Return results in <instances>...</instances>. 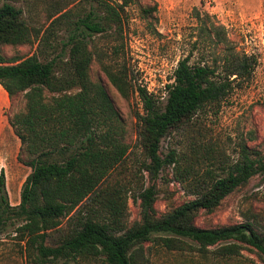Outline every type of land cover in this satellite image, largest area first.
<instances>
[{
  "label": "trees",
  "instance_id": "1",
  "mask_svg": "<svg viewBox=\"0 0 264 264\" xmlns=\"http://www.w3.org/2000/svg\"><path fill=\"white\" fill-rule=\"evenodd\" d=\"M138 0H69L49 16L44 40L63 31L67 58L50 61L41 55L9 60L3 48L31 44L41 31L28 24L23 10L6 2L0 7V86L10 98L25 95V111L10 119L22 144L18 160L31 169L21 202L12 206L5 177H0V237L10 224L26 249L37 252L38 264L101 260L104 264H152L145 246L152 243L190 257L193 264H248L244 251L264 264V231L247 221L217 228H200L195 219L202 211L213 212L235 190L264 173V155L239 144L238 161L224 165L221 150L192 143V157L172 151L161 156L164 139L186 131L195 117L219 111L238 82L249 83L258 65L253 56L239 53L225 28L210 23L213 17L196 12L201 38L219 48L212 63L191 56L181 60L174 82L167 85L162 102L139 87L143 113L139 140L149 164L152 185L142 188L141 219L128 222V192L102 187L125 160L129 145L124 126L107 90L92 81V65L98 61L109 81L129 98V74L114 71L97 42L107 40L111 55L126 44L128 9ZM157 6L142 8L147 21L156 20ZM112 58V57H111ZM26 153V160L22 159ZM209 162L205 176L195 174L194 163ZM174 166L175 178L190 186L195 199L158 216L155 181L166 167ZM216 170L221 173L217 174ZM60 234L55 245H47Z\"/></svg>",
  "mask_w": 264,
  "mask_h": 264
},
{
  "label": "rangeland",
  "instance_id": "2",
  "mask_svg": "<svg viewBox=\"0 0 264 264\" xmlns=\"http://www.w3.org/2000/svg\"><path fill=\"white\" fill-rule=\"evenodd\" d=\"M69 0H0V7L8 2L23 10L31 27L41 31L40 37L31 44L6 46L3 48L9 59H24L41 55V60L50 61L64 55L67 35L63 31L44 40L45 30L50 25L49 16L55 14ZM121 1V0H114ZM157 6L156 20L143 18L142 8ZM203 17H213L210 23L223 26L232 46L241 54L253 56L258 65L249 83L238 82L233 93L223 103L219 111L210 110L195 117L193 124L185 132L173 133L164 139L161 156L165 159L172 151L192 157V143H202L221 150L223 164H234L239 157V144L246 145L264 155V0H138L128 9L125 29L126 44L120 54L111 55V44L107 40L98 41L99 50L106 55L105 61L114 71L126 69L129 74V98H124L109 81L98 61L92 65L90 76L107 90L116 110L121 115L124 126V140L129 145V153L123 163L107 178L108 186L123 188L128 192V222L132 225L141 219L140 200L134 195L152 185L145 165L149 164L139 140L141 124L138 114L143 113L139 87L147 90L162 102L167 99V85L174 82V73L181 60L191 56L192 63L202 59L212 63L220 50L201 38V24L196 12ZM112 57V58H111ZM62 58V57H61ZM62 58V59H63ZM25 95L10 98L0 86V177H5L6 191L12 206L21 202L22 192L31 169L19 162L22 144L10 124L16 114L25 111ZM22 159L26 160V153ZM195 174L205 176L209 162L194 163ZM220 174V170H216ZM157 191L155 208L158 216L195 199L189 192L190 186L183 185L175 178L174 166L163 169L154 182ZM247 221L259 223L264 231V173L253 177L246 185L235 190L221 206L213 212L202 211L195 219L200 228H217ZM47 245L54 246L60 234H52ZM152 264H193L190 257L177 252L171 253L152 243L145 245ZM243 261L248 264H263L254 253L243 252ZM37 252L27 251L14 224H10L0 237V264H38ZM47 264H104L101 260L79 262H49ZM200 264V263H199ZM203 264V263H201Z\"/></svg>",
  "mask_w": 264,
  "mask_h": 264
}]
</instances>
